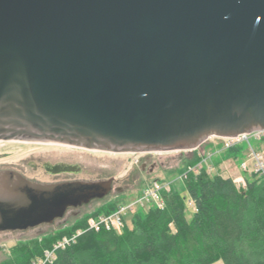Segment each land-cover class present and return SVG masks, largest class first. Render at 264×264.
I'll list each match as a JSON object with an SVG mask.
<instances>
[{
    "label": "water",
    "instance_id": "obj_1",
    "mask_svg": "<svg viewBox=\"0 0 264 264\" xmlns=\"http://www.w3.org/2000/svg\"><path fill=\"white\" fill-rule=\"evenodd\" d=\"M254 129H264V0H0V147L187 150ZM112 181L0 169V231L51 223Z\"/></svg>",
    "mask_w": 264,
    "mask_h": 264
},
{
    "label": "trees",
    "instance_id": "obj_2",
    "mask_svg": "<svg viewBox=\"0 0 264 264\" xmlns=\"http://www.w3.org/2000/svg\"><path fill=\"white\" fill-rule=\"evenodd\" d=\"M253 144L264 153V136ZM225 154L236 158L241 150L236 145L225 149ZM201 159L198 148L192 149L181 173ZM181 181L186 196L170 186L161 193L163 208H138L130 228L124 225L116 232L87 227L88 217L117 208V201H109L41 238L16 242L1 253L0 264H31L55 240L77 228L82 232L75 241L56 250L54 259L44 264H213L217 260L264 264V186L258 175L249 172L245 186L238 188L232 177L210 174L203 166ZM186 205L192 210L189 218Z\"/></svg>",
    "mask_w": 264,
    "mask_h": 264
},
{
    "label": "rangeland",
    "instance_id": "obj_3",
    "mask_svg": "<svg viewBox=\"0 0 264 264\" xmlns=\"http://www.w3.org/2000/svg\"><path fill=\"white\" fill-rule=\"evenodd\" d=\"M256 140L249 138V142H241L238 146L241 150V154H239L241 156L236 158L227 156L222 147L218 148L214 146L215 144L220 143L223 145L225 143L224 139L219 136L208 137L196 148H198V152L202 155V158L206 159L207 164L213 163V165L218 167H210L208 170L210 174L220 173L222 176H230L236 179L235 184L238 188H243L252 163V158L247 155L249 152L248 145H253L256 149L259 146L258 144H253ZM206 142H211V144H207ZM19 146L25 147L15 152L6 153L0 157V169H13L28 178L46 182L76 179L99 180L107 179L110 176L113 177V181L111 190L104 197L94 198L78 207H69L62 217L56 218L51 223H43L20 230L0 231V258L2 256L1 253L16 242L29 240L34 237L41 238L48 233L70 225L73 221L87 213L93 212L99 206L109 201H117L119 204L135 202L140 197L142 191L150 188L153 182L173 186L174 189L186 196V191L180 177L183 166L186 164L187 159L191 157L192 149L112 152L43 141H10L0 147V153ZM243 161H247L248 170L242 169L241 162ZM44 162L51 164L59 162L77 164L81 167V172L77 174L66 172L51 174L44 170L42 166ZM142 164L144 167H142ZM242 182H244V185H242ZM143 205L154 206L152 200L144 202ZM149 207L142 208V210H147ZM134 212L127 211L125 215V225L129 228L132 226L131 221ZM185 213L187 218L192 214V210L187 205ZM77 229L81 231V228ZM52 244L50 247L45 248L40 256L33 259L31 264H44L43 261L46 258V256H43L44 251L49 248L51 250L53 248ZM213 264L224 263L222 260H217Z\"/></svg>",
    "mask_w": 264,
    "mask_h": 264
},
{
    "label": "built area",
    "instance_id": "obj_4",
    "mask_svg": "<svg viewBox=\"0 0 264 264\" xmlns=\"http://www.w3.org/2000/svg\"><path fill=\"white\" fill-rule=\"evenodd\" d=\"M264 136V129H254L252 131L238 134L235 136H227V137H222L224 139V144L222 145V149H228L232 146H239L241 142L248 141L249 138L257 139L259 140ZM249 146V152L247 155L252 158V163H251V168L249 172H254L255 174L258 175L260 178V181L262 182V185L264 186V153L261 149H258L253 146V145H248ZM247 161L241 162V166L243 170H248L247 168ZM203 166H205L208 170L210 169L209 164H207L206 159L202 158L198 162H196L193 165H188L183 173H181V179L185 177V175L188 172H198ZM234 182L236 179H234ZM236 183V182H235ZM242 185H244V182H242ZM245 186V185H244ZM170 189V186L168 184H161L159 182H153L150 188L143 190L142 193L140 194V197L136 199L135 202L128 203L124 202L121 204H118L117 208L108 213V214H100L95 216H91L87 220V227L89 229L93 230H99L101 227L105 228L106 230H114L116 232H120L121 229L124 227L126 223V212L131 211L132 213L138 209V208H145L149 207L152 205L145 206L143 205L144 202H147L149 200H152L153 205L158 207V208H163L164 206V201L161 196V193L163 191H168ZM187 205L189 207H193V203L191 200L187 201ZM80 229H77L75 232H73L70 235H64L62 238H59V240L55 241L52 246L53 248L51 250H46L44 251L43 256L44 258V263L47 261H52L55 257V252L58 249L65 248L66 246L70 245L73 243L76 239V237L82 232L79 231ZM51 257V258H50ZM42 260V258H41Z\"/></svg>",
    "mask_w": 264,
    "mask_h": 264
},
{
    "label": "crops",
    "instance_id": "obj_5",
    "mask_svg": "<svg viewBox=\"0 0 264 264\" xmlns=\"http://www.w3.org/2000/svg\"><path fill=\"white\" fill-rule=\"evenodd\" d=\"M210 165V167H215V168H218V167H216L215 165H213V163L212 164H209ZM213 165V166H212Z\"/></svg>",
    "mask_w": 264,
    "mask_h": 264
},
{
    "label": "flooded vegetation",
    "instance_id": "obj_6",
    "mask_svg": "<svg viewBox=\"0 0 264 264\" xmlns=\"http://www.w3.org/2000/svg\"><path fill=\"white\" fill-rule=\"evenodd\" d=\"M45 163V162H44ZM42 166H43V164H42ZM142 167H144V165L142 164ZM45 170V169H44ZM46 171V170H45ZM49 173V172H48ZM63 173V172H62ZM60 174V173H59Z\"/></svg>",
    "mask_w": 264,
    "mask_h": 264
},
{
    "label": "bare ground",
    "instance_id": "obj_7",
    "mask_svg": "<svg viewBox=\"0 0 264 264\" xmlns=\"http://www.w3.org/2000/svg\"><path fill=\"white\" fill-rule=\"evenodd\" d=\"M40 142H42V141H40ZM53 143V142H52Z\"/></svg>",
    "mask_w": 264,
    "mask_h": 264
}]
</instances>
